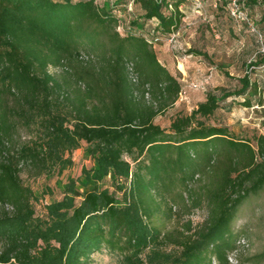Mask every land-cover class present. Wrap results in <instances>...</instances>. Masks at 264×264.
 I'll use <instances>...</instances> for the list:
<instances>
[{
    "label": "trees",
    "instance_id": "16d2710c",
    "mask_svg": "<svg viewBox=\"0 0 264 264\" xmlns=\"http://www.w3.org/2000/svg\"><path fill=\"white\" fill-rule=\"evenodd\" d=\"M186 1L0 0V201L13 207L0 208V264H88L103 251L123 264H231L235 251L236 264L260 263L263 255L239 259L247 238L232 226L240 207L264 192V134L238 136L211 120L230 97L264 117L250 77L264 52L237 88L208 91L168 129L154 122L181 85L153 44L174 35ZM256 5L264 0H240V10ZM132 6L120 33L118 11ZM82 143L92 165L37 213L39 197L21 173L63 171ZM200 208L201 226L186 219L166 229Z\"/></svg>",
    "mask_w": 264,
    "mask_h": 264
},
{
    "label": "rangeland",
    "instance_id": "374dc122",
    "mask_svg": "<svg viewBox=\"0 0 264 264\" xmlns=\"http://www.w3.org/2000/svg\"><path fill=\"white\" fill-rule=\"evenodd\" d=\"M102 3L103 0H96ZM182 21L172 40L162 39L153 44L160 63L179 81L181 91L174 102L157 115L154 122L168 129L171 120L178 114H188L203 101L208 91L217 88L233 90L239 86L238 78L248 72V63L264 52V5L241 7L245 18L234 15L224 0H187L181 5ZM136 7L119 10L123 23H127ZM262 43H261V41ZM197 50L204 55L191 54ZM58 73L60 69L51 68ZM226 71L230 76L224 74ZM251 81L258 84L264 101V65L250 72ZM146 100V99H145ZM242 97H230L220 107L211 122L225 124L238 136L252 137L264 134V117L261 107H244ZM264 107V106H263ZM23 138L27 134L21 132ZM85 143L71 154L72 164L63 171L50 176H31L28 171L21 173L24 184L31 187L39 197L35 205L37 213L43 212V205L63 195L64 185L69 178H77L82 167H90L92 161L84 153ZM109 180L103 186H108ZM207 217L205 208L196 209L191 214L182 215L179 220L167 224L173 231L183 221L190 219L195 228L201 226ZM233 231L247 238V245L240 249L241 260L253 255H263L259 264H264V192L253 196L239 209ZM172 249V246H167ZM238 254V253H237ZM260 257V256H259ZM231 258L237 259V256ZM88 264H123L120 257L107 251L96 253ZM232 264L234 262L232 261Z\"/></svg>",
    "mask_w": 264,
    "mask_h": 264
},
{
    "label": "built area",
    "instance_id": "2783aa9c",
    "mask_svg": "<svg viewBox=\"0 0 264 264\" xmlns=\"http://www.w3.org/2000/svg\"><path fill=\"white\" fill-rule=\"evenodd\" d=\"M226 1L228 2V5L234 15H237L240 18H245L244 13L240 10V0H226ZM173 38H174V35L169 40H172ZM127 71H128V76L131 82H133L134 84H137L139 81V77L135 72L133 63H127ZM145 99L147 101L150 99V95L148 92L145 94ZM0 208L6 211H12L13 209V207L10 204L3 203L2 201H0ZM238 244L241 248H243L245 245H247V239L241 238ZM235 255L237 256L236 251L232 252L228 257L231 264H232V261L234 262V264H236L237 262V259L234 258L233 260V258H231L232 256H235Z\"/></svg>",
    "mask_w": 264,
    "mask_h": 264
}]
</instances>
